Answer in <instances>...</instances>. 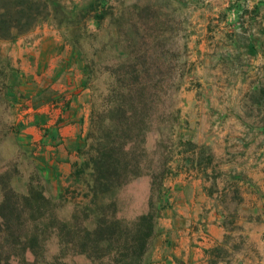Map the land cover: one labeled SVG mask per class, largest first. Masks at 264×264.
Listing matches in <instances>:
<instances>
[{"label":"rangeland","instance_id":"obj_1","mask_svg":"<svg viewBox=\"0 0 264 264\" xmlns=\"http://www.w3.org/2000/svg\"><path fill=\"white\" fill-rule=\"evenodd\" d=\"M15 1L25 3V21L38 11L40 17L29 30L0 37V204L3 186L7 185L14 194L42 193L53 198L63 218L84 202L83 194H91L87 165L94 112L103 111L104 98L109 97L111 85L122 79L128 59L144 56L148 66L161 72L170 70L168 76L158 77L171 86L175 115L172 138L192 141L202 138L193 134V118H199L193 102L202 98L206 105L215 97L239 98L243 93L239 83L245 74L242 66L249 62L244 54L248 37L264 52V6L259 19L246 15L253 10L248 8L253 0L248 7L235 0L229 13L228 0H48L46 9L44 0H36L39 8L28 0H0V8L10 11L7 19L22 17L13 9ZM217 5L221 8L219 17L213 9ZM199 20L203 24L199 25ZM254 62L264 63V55ZM76 117L83 119L78 143L63 152L72 154L64 159L71 168L53 166L52 154L40 142L42 132ZM258 117L255 122L262 121ZM155 140L156 136H149L150 147ZM254 153L248 154L247 160L239 149L212 153L213 161L205 168L204 164L197 165L200 150L175 145L167 178L177 171H198L210 177L207 184L211 189L230 188L234 194L237 173L233 174L229 166L255 160ZM150 188L148 177L125 186L119 192L122 211L128 216L145 212ZM230 210L237 212L238 207L230 205ZM235 228L220 257L240 264L245 248L241 246L239 225ZM53 250L51 247L47 252V259ZM27 259L31 257L27 255ZM79 260L87 263L84 258ZM0 263L5 264L1 259Z\"/></svg>","mask_w":264,"mask_h":264},{"label":"trees","instance_id":"obj_2","mask_svg":"<svg viewBox=\"0 0 264 264\" xmlns=\"http://www.w3.org/2000/svg\"><path fill=\"white\" fill-rule=\"evenodd\" d=\"M28 1L39 8L36 0ZM47 4L48 0L42 3L45 9ZM13 9L22 17L7 19L9 9L0 8V37H9L17 30L25 32L38 23L40 11L25 21L28 11L23 1H15ZM125 67L122 79L111 85L109 97L104 98L103 111L94 112L95 125L89 133L93 144L87 165L91 194H83L84 202L75 205L68 218L59 215L57 201L45 194L19 195L11 187L3 186V263L147 264L157 220L165 207V180L171 174L172 149L186 145L193 151L200 150L199 167L204 164L206 168L213 161L207 147L172 138L175 115L171 86L164 85L158 77L168 76L170 70L161 72L148 66L144 56L128 59ZM149 136L157 137L153 147L149 146ZM141 177L151 180L147 210L128 216L120 206L119 192ZM51 247L54 250L47 259L45 255ZM83 258L87 263L80 262Z\"/></svg>","mask_w":264,"mask_h":264},{"label":"crops","instance_id":"obj_3","mask_svg":"<svg viewBox=\"0 0 264 264\" xmlns=\"http://www.w3.org/2000/svg\"><path fill=\"white\" fill-rule=\"evenodd\" d=\"M239 2L248 7L249 0ZM228 3L229 13L235 0H228ZM263 6L264 0H253V6L248 7L253 10H246V15L259 19ZM213 9L218 11L219 17L221 8L217 5ZM198 22L203 24L200 20ZM206 25L209 26L210 21ZM248 38L250 41H246L244 54L249 62L242 66L245 74L239 83L242 95L234 100L215 97L206 105L202 98L194 101L199 118H193V134L202 138H192V141L206 146L215 155L222 150L239 149L243 152L241 157L245 156L246 160L252 152H255L253 157L256 159L229 166L233 174L237 173L234 176L237 180L234 190L237 192L234 194L230 188L227 191L211 189L207 184L210 177L207 179L198 171L191 174L177 171L167 178L165 207L157 220L147 264H232L230 259L220 257V251L230 243L235 225H239L241 246L245 248L241 250L239 263L264 264V63L258 65L254 62L258 56L263 57L264 52L261 45H253L251 37ZM255 38L262 40L257 35ZM256 113L262 121L255 122L259 119ZM252 119L255 123L251 122ZM81 122L82 118H69L59 127L53 125L43 130L40 142L52 154L53 166L71 168L64 160L68 159L69 150L63 152L65 147L78 143ZM230 205L238 207V211L231 212Z\"/></svg>","mask_w":264,"mask_h":264}]
</instances>
